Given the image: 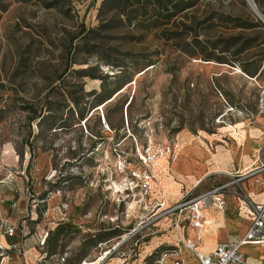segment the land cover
I'll list each match as a JSON object with an SVG mask.
<instances>
[{"label": "rangeland", "instance_id": "374dc122", "mask_svg": "<svg viewBox=\"0 0 264 264\" xmlns=\"http://www.w3.org/2000/svg\"><path fill=\"white\" fill-rule=\"evenodd\" d=\"M250 1L259 16L247 0H0V190L17 232L47 230L64 264H165L228 229L217 210L198 240L176 207L264 183L257 153L218 168L231 145L248 159L264 119V0Z\"/></svg>", "mask_w": 264, "mask_h": 264}, {"label": "crops", "instance_id": "0c3cea01", "mask_svg": "<svg viewBox=\"0 0 264 264\" xmlns=\"http://www.w3.org/2000/svg\"><path fill=\"white\" fill-rule=\"evenodd\" d=\"M241 128H244L245 126H240ZM238 128V127H236ZM246 128V127H245ZM248 132L246 135L245 141V148L244 154L248 157V159H244L240 157L241 150H235L233 151V148L231 146L228 148L227 151L230 152L228 158H225L222 162H219L220 167H218L220 170H225L227 172H235L238 171L240 167L245 166L250 162L251 157H254L252 155H259L260 151L264 150V119L260 118L257 120V122L253 125H248ZM227 141H229L230 144H232V140L230 137H226ZM221 146V144H219ZM254 148H256V152L254 151ZM224 173V172H223ZM236 174V173H233ZM239 174V173H238ZM262 178L260 174L256 175L254 178ZM253 182V181H252ZM244 182L242 181V184ZM250 186V184H248ZM259 190V191H258ZM264 183H259L251 186L250 189V198L253 202L259 204L264 202ZM263 191V193H262ZM247 192H249L247 190ZM256 192V193H255ZM223 199L224 204L221 209L217 207H211L210 209H207L206 213L203 215L204 217L207 216H214L216 215L215 212L218 210L219 212L223 210V218H225L226 214H231L230 211L233 213L232 219L229 217L227 218L223 224L226 225L227 220L231 221V224H228L229 228L226 227L221 228L217 234H214L210 236L209 244L204 248L200 249L197 247V251L200 253H207L213 250L215 245L218 242L222 241H228V240H236L241 238L244 233L247 230V227L249 225V216L246 213V209L244 206H241L240 199L235 197L231 192H223ZM260 193V194H258ZM257 194V195H256ZM0 200H4V203L0 204V246L5 249L4 256L2 259L1 264H34L36 259L40 257L41 251L36 247V232H40L42 229L37 224L36 227L32 226L33 232L28 233V236H25L23 238H19L18 236L9 237L1 233V225L3 221H6L8 224H13L11 219L6 217L7 207L11 208L13 206V201L11 200V196L7 193L4 194V191L0 190ZM215 209V210H214ZM226 213V214H225ZM205 222V219H204ZM236 223H241L242 225V233H238L237 227L235 226ZM205 224H203L204 226ZM35 229V230H34ZM203 227L200 228V233L203 231ZM234 229V230H233ZM44 230V229H43ZM189 235V234H188ZM190 237H196L194 234ZM190 239V238H188ZM16 245L17 247L15 249H9L10 245ZM197 244V241H196ZM20 246V247H19ZM249 246V248L254 249L256 251V256L254 258L247 257L246 253L243 252V247ZM241 248L242 253L244 254L245 262L247 264H264V247L254 245V244H246ZM260 252V254H259ZM47 253V256L42 259V262L40 264H59L56 262V257L50 256ZM177 258V257H175ZM171 259V258H170ZM165 264H173V260L171 259L170 262L167 260L165 261Z\"/></svg>", "mask_w": 264, "mask_h": 264}, {"label": "built area", "instance_id": "2783aa9c", "mask_svg": "<svg viewBox=\"0 0 264 264\" xmlns=\"http://www.w3.org/2000/svg\"><path fill=\"white\" fill-rule=\"evenodd\" d=\"M169 150V149H168ZM259 159L263 158V151H260L258 155ZM264 161V160H263ZM146 175V174H145ZM238 177H243L236 175ZM237 180H228L222 184L216 185V187H211L204 193L199 194L198 196L191 198L186 197L176 209H180V212L186 208L188 205L190 208L191 217L189 218L190 225L192 228L198 230L204 224L203 214L200 213V210H203L206 207H217L221 209L224 204L223 192H231L238 199L244 201L246 213L249 216V225L247 227L244 235L236 240H228L218 242L212 251L207 253H200L196 250L195 243L191 239H186L184 245L187 249H190L194 252L198 264H247L245 262L244 254L241 251V248L246 244H254L264 247V202L255 203L252 201L250 196L244 192V190L236 185ZM193 202L192 205H189ZM1 233L13 237L18 236L20 239L24 236V228L20 230V233L17 232V229L8 224L6 221H3L1 225ZM24 227V226H22ZM48 231L41 230L36 232V247L41 251L40 257H38L34 264H40L42 259L47 256V243H48ZM17 246L10 245L9 249H15ZM20 247V246H19ZM4 251L0 246V256L3 258ZM166 255V254H164ZM56 262L59 264H64V256H60L56 259ZM175 264H184L182 261L176 260Z\"/></svg>", "mask_w": 264, "mask_h": 264}, {"label": "bare ground", "instance_id": "6f19581e", "mask_svg": "<svg viewBox=\"0 0 264 264\" xmlns=\"http://www.w3.org/2000/svg\"><path fill=\"white\" fill-rule=\"evenodd\" d=\"M209 208V207H208ZM215 210V209H214ZM202 211L203 210H200V213H202ZM216 213V212H215ZM203 215H204V213H202ZM213 215V214H212ZM215 216V215H214ZM210 216H208V217H203L204 219H206V220H208V218H209ZM221 217V216H220ZM223 218V217H222ZM221 218V219H222ZM225 218H226V216H225ZM209 219H211V222L213 223H215V225H213V227L215 228V229H217L218 230V224H217V220H216V218L215 217H210ZM208 222V221H207ZM207 222H205V223H207ZM204 223V224H205ZM219 223V222H218ZM211 224V223H210ZM210 224H208V225H210ZM203 228H204V226H202ZM223 227V226H222ZM204 230H205V228H204ZM205 232V231H204ZM202 233V232H201ZM206 233V232H205ZM207 234H208V232H207ZM214 234V233H213ZM216 234V233H215ZM210 236H212V235H210ZM203 237V236H202ZM202 237H198V240L199 239H202ZM197 245V244H196ZM200 245V244H199ZM206 245V244H205ZM202 247H203V245H201ZM200 246V247H201ZM176 247V246H175ZM206 247V246H205ZM197 249V248H196ZM177 250H178V247H177ZM177 250H176V252H174V253H177ZM172 254V253H171ZM170 255V254H169ZM169 255H163L162 256V259H161V264H162V262H163V260L165 259V258H167ZM171 256H175V257H177V258H172V260H173V264H175V261L176 260H179V261H182L184 264H188V261L189 260H191L190 258H191V256L193 257V254H192V251L190 250V249H187L186 248V246H183L182 248H181V252L180 253H177V254H173V255H171ZM196 257V256H195ZM193 259H195V258H193ZM197 260V259H196ZM171 260H169V262H170ZM191 263H193V262H191ZM195 263H197L198 264V262H195Z\"/></svg>", "mask_w": 264, "mask_h": 264}, {"label": "trees", "instance_id": "16d2710c", "mask_svg": "<svg viewBox=\"0 0 264 264\" xmlns=\"http://www.w3.org/2000/svg\"><path fill=\"white\" fill-rule=\"evenodd\" d=\"M178 5H180L181 9H186L191 7L193 4L188 2V0H178ZM263 158H264V150H263ZM217 184V183H216ZM213 185H209V187L211 188ZM207 189H210V188Z\"/></svg>", "mask_w": 264, "mask_h": 264}, {"label": "water", "instance_id": "95a60500", "mask_svg": "<svg viewBox=\"0 0 264 264\" xmlns=\"http://www.w3.org/2000/svg\"><path fill=\"white\" fill-rule=\"evenodd\" d=\"M247 2L249 3L251 9L259 16V14L256 11V8H255L254 4H252V2L250 0H247Z\"/></svg>", "mask_w": 264, "mask_h": 264}]
</instances>
